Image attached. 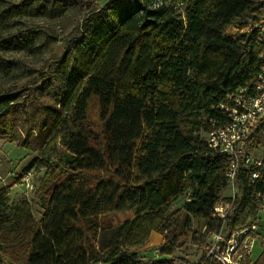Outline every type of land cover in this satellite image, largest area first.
Listing matches in <instances>:
<instances>
[{
  "label": "trees",
  "instance_id": "trees-1",
  "mask_svg": "<svg viewBox=\"0 0 264 264\" xmlns=\"http://www.w3.org/2000/svg\"><path fill=\"white\" fill-rule=\"evenodd\" d=\"M40 1L23 0L6 16L66 10ZM263 14L264 0H109L64 51L60 81L42 72L32 92L0 94V138L19 147L35 142L31 166L44 169L39 219L26 199L7 203L11 185L0 188V264H221L206 257L211 235L256 231L264 155L257 179L241 169L235 194L221 197L230 186L228 158L210 150L205 135L227 123L220 106L228 95L251 90L264 51L254 29H227L253 26ZM18 44L9 36L0 48ZM29 99L39 100L33 122ZM249 145H264V120ZM220 202L230 206L224 220L211 217ZM122 212L133 216L115 223ZM192 221L191 241L203 246L197 263L176 256ZM152 233L163 242L159 258L145 261ZM250 253L233 260L264 264V246L254 261Z\"/></svg>",
  "mask_w": 264,
  "mask_h": 264
},
{
  "label": "rangeland",
  "instance_id": "rangeland-1",
  "mask_svg": "<svg viewBox=\"0 0 264 264\" xmlns=\"http://www.w3.org/2000/svg\"><path fill=\"white\" fill-rule=\"evenodd\" d=\"M23 0H0V41L13 36L19 43L15 50H2L0 48V94H10L14 97L23 90L32 92L35 82L42 79L44 72L50 80L60 81L59 63L64 51L68 49L74 38L81 34V28L85 19L92 12L99 10L109 0H56L65 6L66 10L60 14L53 10L48 16H29L23 13H15L6 16V10L12 5H18ZM26 1V0H24ZM53 0H49L50 4ZM41 3H44L42 0ZM184 5L178 4L176 13L182 15ZM231 33V31H229ZM25 41V44H24ZM50 94L38 96L43 103L47 102ZM29 99L26 107L29 109L30 120L33 122L38 115V101ZM246 151L256 158L264 155V145H260L257 151L247 145ZM38 154V145L31 141L26 147H19L7 138H0V188L11 185L7 196V203L12 205L20 199H26L32 209V215L39 219L42 214L41 201L36 193L38 179L43 174V168H33L31 163ZM27 171H31L32 189L26 188L21 183V177ZM234 189L229 186L220 192L221 197H232ZM181 200L173 203L179 207ZM133 216L132 212L118 213L114 222L118 223ZM258 226L251 240V261H254L264 246V210L258 215ZM195 229V221L191 222L189 234L184 238L183 244L176 251V256L184 258L191 263H197L203 253V246L191 241V231ZM158 237V236H157ZM150 240L142 250V259L147 261L159 258L157 247L159 244Z\"/></svg>",
  "mask_w": 264,
  "mask_h": 264
},
{
  "label": "built area",
  "instance_id": "built-area-1",
  "mask_svg": "<svg viewBox=\"0 0 264 264\" xmlns=\"http://www.w3.org/2000/svg\"><path fill=\"white\" fill-rule=\"evenodd\" d=\"M254 29L258 37L264 41V14L259 22L253 26L238 29L230 27L227 33H247ZM228 103L221 105L227 113V123L205 135L207 147L218 154L228 158L226 177L230 186L234 189L235 178L239 170L248 171L253 182L260 175L262 166L261 158H256L247 152L246 147L250 143V136L258 122L264 120V51L260 55V65L253 79L251 90L240 88L235 93L227 96ZM32 174L27 171L21 177V183L28 189H32ZM264 210V200L261 205ZM230 214L229 204L220 202L213 208L212 218L224 220ZM255 227L231 233L226 239L222 230L210 236L206 246V257L211 256L221 264H237L233 258L239 251L251 252L252 244L250 236Z\"/></svg>",
  "mask_w": 264,
  "mask_h": 264
},
{
  "label": "crops",
  "instance_id": "crops-1",
  "mask_svg": "<svg viewBox=\"0 0 264 264\" xmlns=\"http://www.w3.org/2000/svg\"><path fill=\"white\" fill-rule=\"evenodd\" d=\"M157 236H158V237H157ZM149 240H150L149 245H150V244L152 245V243H155V244H159V245H161L162 242H163L162 237H161L160 235L156 234V233H152V234L150 235V237H149ZM159 245H158V246H159Z\"/></svg>",
  "mask_w": 264,
  "mask_h": 264
}]
</instances>
